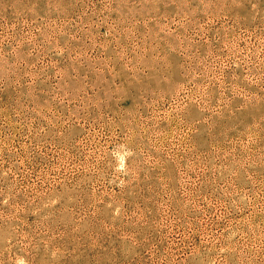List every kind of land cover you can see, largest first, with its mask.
<instances>
[{
  "label": "rangeland",
  "instance_id": "374dc122",
  "mask_svg": "<svg viewBox=\"0 0 264 264\" xmlns=\"http://www.w3.org/2000/svg\"><path fill=\"white\" fill-rule=\"evenodd\" d=\"M0 264H264V0H0Z\"/></svg>",
  "mask_w": 264,
  "mask_h": 264
}]
</instances>
